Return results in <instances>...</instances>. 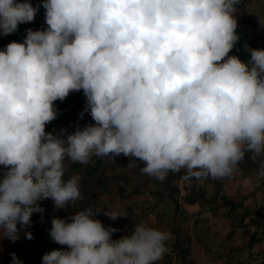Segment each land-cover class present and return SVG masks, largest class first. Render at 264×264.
<instances>
[{
  "label": "clouds",
  "instance_id": "clouds-1",
  "mask_svg": "<svg viewBox=\"0 0 264 264\" xmlns=\"http://www.w3.org/2000/svg\"><path fill=\"white\" fill-rule=\"evenodd\" d=\"M239 3L43 0L47 29L0 50V236L17 240L18 224L43 211L39 200L63 209L82 198L79 176L65 178L66 160L122 154L157 180L183 170L203 181L230 176L247 152L264 154V49H252L248 64L228 56ZM37 11L28 0H0V33ZM80 90L95 123L46 131L54 102ZM100 212L128 216L89 207L70 221L54 217L50 237L68 250L45 253L43 264H157L167 252L169 231L141 223L113 240L118 229ZM12 264H22L15 253Z\"/></svg>",
  "mask_w": 264,
  "mask_h": 264
},
{
  "label": "rangeland",
  "instance_id": "rangeland-1",
  "mask_svg": "<svg viewBox=\"0 0 264 264\" xmlns=\"http://www.w3.org/2000/svg\"><path fill=\"white\" fill-rule=\"evenodd\" d=\"M28 2L38 7L34 20L28 22V26L32 28L36 23L32 29H47L39 5L34 0ZM236 7L238 39L228 56L238 57L248 64L252 49H264V23L261 22L264 20V0H240ZM9 35L0 33V45L6 44L5 39ZM82 97L86 102L83 92ZM62 102L55 101V107ZM91 122L95 123L92 119ZM252 156L253 153L247 152L230 176L203 181L185 180L183 170L169 173L165 180L160 181L143 174L141 168L144 165L139 161L135 162V167H130V158L122 154L116 156L115 161L103 157L108 191L99 188L96 178L86 174L88 166L97 161L96 156L91 158L93 162L90 160L79 169H73V165L78 163L66 160L65 178L79 176L80 186L94 200V210L107 208L127 213V217L115 220L103 212L96 214L95 218L105 227L111 225L118 229L112 236L113 240L128 235L130 229L141 223L169 231L172 238L166 242L168 250L157 264H264V176L259 175L264 154L255 159ZM2 173L3 166H0V177ZM87 198L85 194L84 199ZM84 199L81 198L82 204H85ZM44 201L47 199L37 202L43 211L34 212L29 225L19 224L21 232H31L33 237L28 239L24 235L32 243L26 250L23 264L42 263L43 246L33 240L41 232H50L54 217L70 221L72 215L82 211L76 203L57 209L52 200L48 204ZM10 247V239L0 236L2 252L8 253ZM63 247L68 250L66 245Z\"/></svg>",
  "mask_w": 264,
  "mask_h": 264
},
{
  "label": "trees",
  "instance_id": "trees-1",
  "mask_svg": "<svg viewBox=\"0 0 264 264\" xmlns=\"http://www.w3.org/2000/svg\"><path fill=\"white\" fill-rule=\"evenodd\" d=\"M34 1L39 5V8L44 15L43 19L45 20V9L43 7V0H34ZM28 25H29L28 23L19 24L18 30L11 33L9 36H7L9 38L5 39L6 44L0 45V49H5L6 46L10 43V40L16 41V42H23L27 35V30L32 29L33 26L37 24L33 23L32 28H30ZM32 30L36 31L38 30V28H34ZM82 92L83 90L76 91V92H70V94L63 100L61 105L55 107L57 110V118L46 125V131L53 132L55 134L61 129H67L68 132H74L77 127H83L85 125L92 124L91 122L92 118L90 114L84 111L86 102L84 98L82 97ZM81 113H83L82 116H81ZM67 119H69L68 122H67ZM96 158H97V161H95L94 163L88 166L86 174L89 177L96 178V184L98 185L99 188H101L103 191H108V186L105 180V174L107 172L106 164L104 163L102 157H96ZM91 161L93 162V160ZM81 165H82L81 163L73 165V169H79ZM80 191L82 195H83V192L85 193V190L83 189L82 186H80ZM85 194L86 196H88L86 200L84 199ZM85 194L82 197L85 200V204H82L83 202H81V199H80L77 202H75L76 205H78V207L81 210H85L89 207L94 209L95 203H94V200H91L92 199L91 194L88 191ZM49 201H51V199L49 200L47 199V201H44V203L48 204ZM108 226H111V225H108ZM18 228H19V224H18ZM133 230L134 229H130L128 233L131 234ZM24 235H25L24 232L19 231L18 239L15 241L10 240L11 247L9 248L8 253L2 252L0 248V263L1 264H12V254L13 253H15L18 260L21 261L23 264L24 259L26 257L25 256L26 250L29 244L32 243V242H28V239H26ZM253 239L256 240L255 235L253 236ZM33 241H39L41 243V245L43 246L44 254L47 252H51L52 250L66 251L63 245H60L52 240L49 233L44 234V232H41L37 236V238ZM27 256H30V254ZM41 264H43V262Z\"/></svg>",
  "mask_w": 264,
  "mask_h": 264
}]
</instances>
